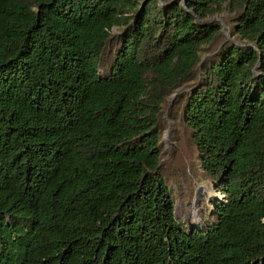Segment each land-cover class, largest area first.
Returning <instances> with one entry per match:
<instances>
[{"label": "trees", "instance_id": "16d2710c", "mask_svg": "<svg viewBox=\"0 0 264 264\" xmlns=\"http://www.w3.org/2000/svg\"><path fill=\"white\" fill-rule=\"evenodd\" d=\"M182 1L0 0V264H264V0Z\"/></svg>", "mask_w": 264, "mask_h": 264}, {"label": "rangeland", "instance_id": "374dc122", "mask_svg": "<svg viewBox=\"0 0 264 264\" xmlns=\"http://www.w3.org/2000/svg\"><path fill=\"white\" fill-rule=\"evenodd\" d=\"M225 16L226 14H221L215 16L212 19H217L215 21L219 22L221 26H224V34L227 36V38H230L228 32L225 31L226 25L223 21V18ZM175 94L176 93L170 95V97L168 98L169 105H171L172 100L176 97ZM179 139L182 138H178V141ZM163 140L164 148L168 154H166V161H177L178 166H183L184 168L188 169V164L191 161L192 156L189 148L184 144H178V146H176V151L174 153H171L172 141L170 139V133L168 129L163 132ZM189 176L191 175L189 174ZM178 183L184 194L181 195L177 193L176 195L174 204L175 218L177 221L185 224V226L188 228L190 227L193 229L201 230L208 220L206 216H208V210L211 208L212 202L216 200L224 201L225 197L221 193L217 192L214 189L213 185L207 181L196 182L193 179L192 183H190V185L188 186L186 184V179L184 177H181L179 178ZM173 188H176V186ZM190 190H192V194L189 192ZM181 196L182 198L180 199Z\"/></svg>", "mask_w": 264, "mask_h": 264}, {"label": "water", "instance_id": "95a60500", "mask_svg": "<svg viewBox=\"0 0 264 264\" xmlns=\"http://www.w3.org/2000/svg\"><path fill=\"white\" fill-rule=\"evenodd\" d=\"M182 5L184 6V0L182 1ZM217 19H212V20H209V21H215ZM222 28L224 29V26L222 25Z\"/></svg>", "mask_w": 264, "mask_h": 264}]
</instances>
